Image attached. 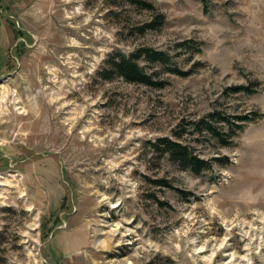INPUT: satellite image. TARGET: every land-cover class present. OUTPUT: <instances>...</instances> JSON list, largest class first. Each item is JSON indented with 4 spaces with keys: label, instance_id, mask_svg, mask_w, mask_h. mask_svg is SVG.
Returning <instances> with one entry per match:
<instances>
[{
    "label": "rangeland",
    "instance_id": "1",
    "mask_svg": "<svg viewBox=\"0 0 264 264\" xmlns=\"http://www.w3.org/2000/svg\"><path fill=\"white\" fill-rule=\"evenodd\" d=\"M143 1L0 0V264H264V0ZM143 47L192 74L142 60L165 87L101 77ZM220 111L253 120L233 134Z\"/></svg>",
    "mask_w": 264,
    "mask_h": 264
},
{
    "label": "trees",
    "instance_id": "2",
    "mask_svg": "<svg viewBox=\"0 0 264 264\" xmlns=\"http://www.w3.org/2000/svg\"><path fill=\"white\" fill-rule=\"evenodd\" d=\"M131 2L149 11L155 9V6L147 1L131 0ZM162 20L163 17L160 16L157 21L146 24L144 27V31L150 29H158L159 26L162 25ZM142 60L152 64L161 65L168 73L176 74L182 77H187L192 74L191 71H184L174 66L172 57L168 53L150 47H143L129 56L124 55L120 52L112 54L106 62L105 67H103L100 75L108 81L114 79L115 77H121L126 82L132 84H140L155 88L165 87L166 83L164 81L155 79V77L150 74L144 66H142L140 62ZM255 84L257 85L258 83ZM254 86L255 85L253 84L238 85L231 87L229 90L233 94H254L258 92V90L254 88ZM214 117L218 119L219 122L225 123L227 128L231 129L233 134H236L237 131H242L246 123L253 120L250 115L232 117L222 111L215 113ZM201 122L204 124L206 130L214 135L222 145H232L229 137L226 138L219 130V128L213 126L210 121L205 122V120H203ZM178 136H180L179 138L183 137V135L181 134H179ZM152 146L156 148V150L158 149L162 155H168L174 162H177L184 169L191 170L195 174H201L203 171L210 168V165L207 161L200 158L189 146L184 145L178 140L171 138H161L152 143ZM155 183L160 186L174 188L167 181L161 180L155 181ZM182 195L186 196V193L182 192ZM186 199L188 200V197H186Z\"/></svg>",
    "mask_w": 264,
    "mask_h": 264
},
{
    "label": "bare ground",
    "instance_id": "3",
    "mask_svg": "<svg viewBox=\"0 0 264 264\" xmlns=\"http://www.w3.org/2000/svg\"><path fill=\"white\" fill-rule=\"evenodd\" d=\"M115 141V138H114V140L112 141V142H114ZM123 164H122V161L120 162V164H118V165H114L115 167H116V171H119V170H121V166H122ZM113 166V167H114ZM107 198H105L104 200H106ZM114 207H116V206H114ZM120 232V229H114V230H112V232H107L106 234H109L108 236H107V246H110V243H111V240H112V237H115V236H117L118 234H120L119 233ZM104 244V243H103ZM100 245V244H99ZM206 249V248H205ZM198 251H199V253H201V252H203L204 251V246H202V247H200V249H198ZM233 256V255H232ZM247 257V256H246ZM211 260H212V258H210ZM232 260V259H231ZM230 260V261H231ZM245 260V259H244ZM210 261V260H209ZM229 262V261H228ZM227 262V263H228ZM243 263V262H242ZM104 264V263H103Z\"/></svg>",
    "mask_w": 264,
    "mask_h": 264
}]
</instances>
